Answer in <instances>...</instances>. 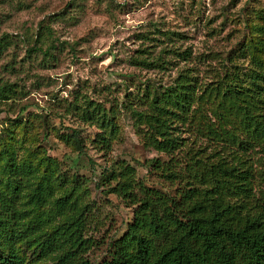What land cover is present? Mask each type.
Here are the masks:
<instances>
[{
  "label": "trees",
  "instance_id": "trees-1",
  "mask_svg": "<svg viewBox=\"0 0 264 264\" xmlns=\"http://www.w3.org/2000/svg\"><path fill=\"white\" fill-rule=\"evenodd\" d=\"M44 32L51 34L49 27ZM164 35L173 40L178 33ZM7 38L0 37V47ZM24 41L27 54L58 48L52 42L43 49L37 35ZM261 47L251 41L243 46L242 54L251 55L247 67L229 55L202 76L188 49L165 48L154 56L141 49L132 58L157 70L172 62L162 52L184 62L172 83H140L124 101L143 147L166 157H151L144 166L174 191L147 186L124 160L104 166L101 184L133 209L100 264H264ZM75 109L84 125L96 128L94 146L110 150L118 136L113 109L88 98ZM26 128L27 122H18L0 132V264H28L29 254L52 264H94L88 252L95 241L86 233L90 204L80 205L75 176L62 174L39 148L31 152L33 159L19 155L27 149ZM70 128L65 139L83 154L80 129Z\"/></svg>",
  "mask_w": 264,
  "mask_h": 264
},
{
  "label": "rangeland",
  "instance_id": "rangeland-1",
  "mask_svg": "<svg viewBox=\"0 0 264 264\" xmlns=\"http://www.w3.org/2000/svg\"><path fill=\"white\" fill-rule=\"evenodd\" d=\"M173 32L178 33L173 40L164 35ZM4 34L0 89H6V96H0V132L27 122V149L19 155L33 159L31 152L39 148L62 174L75 176L79 203H89L92 210L86 233L95 243L88 255L100 264L126 230L133 209L101 184L104 166L124 160L147 186L174 191L144 166L151 157H166L143 147L124 101L140 83H172L184 62L162 52L172 62L157 70L135 65L132 58L141 49L154 56L178 48L188 49L193 62H200L201 76L204 68L219 67L229 55L247 67L251 55L242 54V48L250 41L262 44L264 59V0H0V37ZM36 35L43 49L52 42L58 48L48 47L47 55L27 54L24 39L34 41ZM84 98L115 112L118 136L108 151L94 146L96 128L79 119L75 105ZM70 127L80 129L83 154L65 139ZM27 258L28 264H52L44 256Z\"/></svg>",
  "mask_w": 264,
  "mask_h": 264
}]
</instances>
